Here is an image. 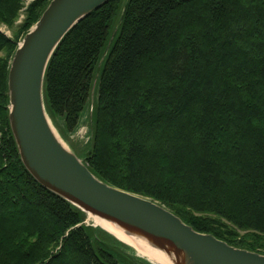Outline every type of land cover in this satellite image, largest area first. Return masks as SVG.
Returning <instances> with one entry per match:
<instances>
[{"label":"trees","instance_id":"16d2710c","mask_svg":"<svg viewBox=\"0 0 264 264\" xmlns=\"http://www.w3.org/2000/svg\"><path fill=\"white\" fill-rule=\"evenodd\" d=\"M50 1L0 0V27L16 26L13 37L0 30V264H153L88 225L21 159L10 62ZM92 99L84 163L98 178L264 253V0H109L66 34L45 73L64 139Z\"/></svg>","mask_w":264,"mask_h":264},{"label":"water","instance_id":"95a60500","mask_svg":"<svg viewBox=\"0 0 264 264\" xmlns=\"http://www.w3.org/2000/svg\"><path fill=\"white\" fill-rule=\"evenodd\" d=\"M108 1L51 0L19 42L8 75L9 119L24 165L44 187L87 214L163 250L170 264H264V253L197 231L160 202L101 180L56 132L44 100L48 63L66 34Z\"/></svg>","mask_w":264,"mask_h":264},{"label":"rangeland","instance_id":"374dc122","mask_svg":"<svg viewBox=\"0 0 264 264\" xmlns=\"http://www.w3.org/2000/svg\"><path fill=\"white\" fill-rule=\"evenodd\" d=\"M31 1H33V0H26L25 5H28ZM22 19H24V14L23 13H21L19 19L17 20V22L15 24L21 23ZM0 30L2 32H4L7 36L13 37L14 36V32L16 31V26L13 28V27H9L8 25H5L4 24V25H2L0 27ZM106 53L107 52L105 50V52L103 53L104 56L106 55ZM102 60H103V58L99 62V67L97 68V73H96V78H95V86L97 85L98 78H99V75H100ZM93 100L94 99H92V101H91L92 104L83 113V116L81 117V120H80L79 125L77 126L76 130L72 131L69 134V138L68 139L62 138L61 137V134L59 133V131L55 127L56 132L63 139V141L65 142V144L68 147H70L82 160H84V162H85V160H86V158L88 156V153L90 151V147H91L90 146V143L92 141L91 116H92V113H93V111H92L93 110L92 109ZM81 130H83L84 133H82L83 131L81 132ZM85 222L88 225H92L94 227H97L98 226V223L89 214H87V217H86ZM227 226L228 227H231V225H229V224H227ZM237 233L239 235H241V236H247V235H249L248 237H250V233L251 232H249V231H243V230H238ZM149 259H151V258H149Z\"/></svg>","mask_w":264,"mask_h":264},{"label":"bare ground","instance_id":"6f19581e","mask_svg":"<svg viewBox=\"0 0 264 264\" xmlns=\"http://www.w3.org/2000/svg\"><path fill=\"white\" fill-rule=\"evenodd\" d=\"M91 216L95 219L98 225L103 226L104 228L116 234L122 240L134 245L137 248V250L144 256H147L148 258H151L153 261L162 264H170L169 261L166 259V254L164 253V251L154 247L149 241L143 238L128 235L124 230L117 227L112 222L104 220L96 215H91Z\"/></svg>","mask_w":264,"mask_h":264}]
</instances>
